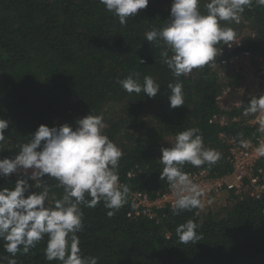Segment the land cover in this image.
Returning <instances> with one entry per match:
<instances>
[{
    "label": "trees",
    "instance_id": "1",
    "mask_svg": "<svg viewBox=\"0 0 264 264\" xmlns=\"http://www.w3.org/2000/svg\"><path fill=\"white\" fill-rule=\"evenodd\" d=\"M163 1L149 0L145 9L121 25L99 0H0V118L10 122L0 142V159L13 158L41 124L51 128L67 123L75 128L89 111L102 116L107 108L103 131L123 152L118 172L128 195L133 190L154 194L167 187L159 175L160 147L170 146L176 134L187 128H198L204 145L219 151L221 159L212 166L186 163L183 170L227 173L228 142L221 135L253 139L257 132L246 122L250 113L245 114L244 107L264 92L247 95L240 107L225 111L215 95L224 85L237 84L239 75L223 81L208 64L173 76L162 63L161 53L167 47L162 41L145 40L146 32L160 30L170 18ZM207 2L200 0L201 11ZM240 19L252 34L233 52L264 55V6L253 0ZM132 73L139 74L141 83L150 75L160 85L157 95L148 98L143 92L125 91L119 81ZM177 80L183 83L185 103L171 108L167 86ZM224 112L236 120L210 121ZM18 178L0 177V187L11 188ZM42 179H48L51 205L53 197L63 196V188L56 187L54 178ZM128 195L112 217L103 202L95 208L81 205L82 255L98 257V264H264V196L236 198L221 215L196 209L173 214L172 209H164L155 220L129 217ZM189 219L200 225L197 231L202 238L180 243L175 229ZM47 239L45 235L27 253L21 250L14 257L0 239V264L10 259L16 264H59L45 257Z\"/></svg>",
    "mask_w": 264,
    "mask_h": 264
},
{
    "label": "clouds",
    "instance_id": "2",
    "mask_svg": "<svg viewBox=\"0 0 264 264\" xmlns=\"http://www.w3.org/2000/svg\"><path fill=\"white\" fill-rule=\"evenodd\" d=\"M99 2L121 25L149 4V0ZM255 3L264 6V0H255ZM199 5L200 0H172L170 18L163 27L145 33L148 42L162 41L167 47L168 51L161 53L162 63L175 77L215 64V57L221 51L218 45L230 47L237 35L221 21L238 23L253 0H208L205 11H201ZM119 84L128 93L143 92L148 98H154L160 89L150 75H145L141 83L138 73L129 74ZM167 87L169 106H183V83L177 80ZM238 104L241 106L242 102ZM244 108L245 114L264 111V94L252 97ZM9 123L0 118V142L5 140L4 132ZM104 128L103 117L90 111L76 121L75 128L67 123L51 128L41 124L13 158L0 159V177L19 176L11 188L0 187V239L5 241V250L13 257L21 250L27 253L46 235L48 261L98 264V257L84 256L81 252L78 235L84 228L81 205L95 208L103 202L104 207L110 209L107 215L112 217L127 202L129 192L128 186L120 182L118 172L123 152L104 133ZM160 151L159 161L163 165L160 180H166L171 187L173 214L203 207L200 199L203 189L183 166L186 163L194 167L212 166L221 159V153L204 145L198 128L178 132L175 142ZM258 154L264 155V147ZM45 175L57 181L56 187L63 188V196L53 197L51 205L48 179H42ZM30 180L34 184H29ZM32 188L38 191H31ZM199 228L192 219L178 225L175 231L179 242L199 241L202 238L197 231ZM8 264H16V260L10 259Z\"/></svg>",
    "mask_w": 264,
    "mask_h": 264
},
{
    "label": "built area",
    "instance_id": "3",
    "mask_svg": "<svg viewBox=\"0 0 264 264\" xmlns=\"http://www.w3.org/2000/svg\"><path fill=\"white\" fill-rule=\"evenodd\" d=\"M242 44V38H235L230 47L220 44L218 47L221 51L215 57L216 64L234 69L233 67H236L244 58L251 55L248 51H242L239 54L233 52ZM219 77L221 78L220 75ZM243 96L244 91L241 84L224 85L215 95V101L219 108L228 111L240 107L238 102H241ZM235 120L236 117L229 116L227 112L214 115L210 119V121H218L220 124H227ZM246 122L253 125L257 132L253 139L242 137L237 139L232 135H221L227 138L228 142L226 159L229 171L227 173L213 175L205 168L187 172L192 180L203 189V195L200 198L203 207L196 208L198 213L231 207L236 198L251 197L260 199L264 196V155L258 154V150L264 147V111L250 113V117ZM166 147L169 146L161 145L160 148ZM30 171L31 169H29ZM17 175L10 174L9 176ZM128 175H131V173H128ZM171 191L169 184L165 189L154 194L139 190L130 191L128 195L130 208L127 215L133 218L159 220L161 210L172 209L173 197Z\"/></svg>",
    "mask_w": 264,
    "mask_h": 264
},
{
    "label": "rangeland",
    "instance_id": "4",
    "mask_svg": "<svg viewBox=\"0 0 264 264\" xmlns=\"http://www.w3.org/2000/svg\"><path fill=\"white\" fill-rule=\"evenodd\" d=\"M164 2V1H163ZM165 8L170 10L172 0H165ZM224 26L231 27L237 33L236 38L245 39L249 35L252 34V31L248 26H245L246 22L243 20H239V22L235 21H224ZM215 64H211L212 71L215 70L219 73L222 80L227 81L231 80L233 74H237L240 76L239 84L243 86L244 96L253 95L256 93L264 92V55L263 54H251L248 57L244 58L241 63H238L234 69L225 68L216 64V60H214ZM199 69V68H198ZM198 69H194L198 70ZM108 105V104H107ZM110 104L108 105V108ZM117 108V107H116ZM109 111L107 108L104 109L102 113V117L104 118V124H107V120H105ZM164 144V142L162 143ZM166 145V143L164 144ZM232 206V205H231ZM225 208L213 209L211 212L215 214H223Z\"/></svg>",
    "mask_w": 264,
    "mask_h": 264
},
{
    "label": "crops",
    "instance_id": "5",
    "mask_svg": "<svg viewBox=\"0 0 264 264\" xmlns=\"http://www.w3.org/2000/svg\"><path fill=\"white\" fill-rule=\"evenodd\" d=\"M244 95H245V94H244ZM244 98H245V96L242 97L241 102L243 101Z\"/></svg>",
    "mask_w": 264,
    "mask_h": 264
}]
</instances>
